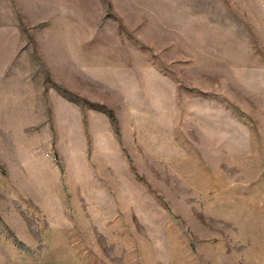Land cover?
<instances>
[{
  "label": "rangeland",
  "instance_id": "1",
  "mask_svg": "<svg viewBox=\"0 0 264 264\" xmlns=\"http://www.w3.org/2000/svg\"><path fill=\"white\" fill-rule=\"evenodd\" d=\"M0 264H264V0H0Z\"/></svg>",
  "mask_w": 264,
  "mask_h": 264
}]
</instances>
